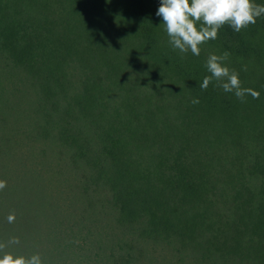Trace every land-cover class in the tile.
Instances as JSON below:
<instances>
[{
  "label": "trees",
  "instance_id": "obj_1",
  "mask_svg": "<svg viewBox=\"0 0 264 264\" xmlns=\"http://www.w3.org/2000/svg\"><path fill=\"white\" fill-rule=\"evenodd\" d=\"M18 4L12 13L0 0V162L8 172L0 169L7 181L0 242L20 240L5 251L39 254L43 264H106L69 233L83 217L111 212L96 201L106 187L115 214L141 220L133 236L147 251L159 252L154 245L164 242L185 264H264V16L238 33L226 25L194 56L169 44L156 16L160 0H59L58 29L24 22ZM225 51L226 66L259 99L246 95L241 102L216 81L200 89L210 75L208 56ZM74 57L84 75L74 102L93 118L96 142L74 141L73 157L82 163L72 165L84 179L65 177V204L38 160L51 157L30 136L38 134L32 123L22 122L16 136L3 127L15 126L9 111L21 114L29 102L46 100L51 106L42 110L53 117L60 94L69 96L75 68L66 76L65 66ZM12 213L15 222L8 223Z\"/></svg>",
  "mask_w": 264,
  "mask_h": 264
},
{
  "label": "rangeland",
  "instance_id": "obj_2",
  "mask_svg": "<svg viewBox=\"0 0 264 264\" xmlns=\"http://www.w3.org/2000/svg\"><path fill=\"white\" fill-rule=\"evenodd\" d=\"M7 1L11 6V9L8 8V11L12 13L14 12L13 9L16 6L15 3H19L16 9L24 10L25 14L23 16H19L14 13L13 15H17L16 17L24 20V22L30 21L36 24L40 23L47 27L50 26L53 29H58L60 27V24L55 19V15L61 16L64 14V11L58 4L59 0L51 2L49 0ZM43 2L49 3L46 7H40V4H43ZM87 61L88 62H85L84 65L91 67L93 60L88 58ZM78 62V58L74 57L65 66L66 76L68 69L70 71L75 68L73 75L71 76L73 84L68 88L69 96H62L60 94L58 106L56 107V113L53 117L46 116V108L47 106H51L50 103L45 102L46 100L29 102L28 104H21V114L20 111L17 112V110H15V112L13 110L9 111L10 114L8 115L12 119L11 123L13 121L15 126H13V124H8V126H6L5 123V127H3L4 131H6L8 135L16 136V128H18L22 122L30 121L32 123V129L38 133V136L34 135L33 132L30 136L35 141H39L40 139L41 142L38 145H42L43 148L49 152L51 157L47 159L40 155L38 160L45 172L51 174L54 189L57 195L61 198L62 202L65 204L68 202L66 201L67 199L64 197L63 193L65 177L71 175L74 176V178L72 177L73 179H84L82 178L83 175L80 176L79 174V166L72 165L73 160H75L76 164L82 163V159H75L73 157V153L76 151L73 143L74 141H81L89 145L92 141L96 142L95 139L91 137L95 126L93 118L86 115L76 105V102H74V98L83 94L84 88V85L78 81L79 77L84 76H79L82 75L83 72L81 65L78 64ZM85 70L88 74H90L88 69ZM60 89L61 88H58V91ZM69 105L71 106L69 107ZM42 107H46L44 111L42 110ZM59 116L61 118H59ZM66 134H69V136ZM84 135L90 138V140L87 141ZM0 169L1 173L5 175L8 173L5 167L4 169L1 167V162ZM87 171L85 173H87ZM95 184V182L91 184L94 190ZM97 186H100L101 188V183L97 184ZM76 194L79 195V191H76ZM96 201L99 207L101 205H103L102 208L108 207V211L111 212L108 213V215L97 216L95 214L97 209L96 204L93 206V211L95 212L94 215L97 219H94V217H89L88 219L83 217L77 221V229L74 226V229H69V233L72 239H77L76 242H84L92 248V251L97 249L101 254L100 258L103 262L107 264L105 261L106 259L107 261L114 262V264H161L160 262L162 260V262L165 261L167 264H185L181 259L167 249L164 242L154 245L159 252H150V250L147 251L144 247V239H137L133 236L140 235V230L143 227L141 220L134 219L129 221L127 218L124 219L123 217L121 218L115 214L112 204L116 201L111 197L108 188L104 187L98 191ZM98 220L100 225L97 224V226L92 227L93 222H98ZM133 222L136 223V225ZM100 227L102 230H97L100 229ZM72 232L75 233V237L74 235H71ZM150 243L153 244L152 242ZM76 252L77 257L80 259L82 256L79 254L78 246H76ZM45 264H56V262L50 263L49 261H46Z\"/></svg>",
  "mask_w": 264,
  "mask_h": 264
},
{
  "label": "clouds",
  "instance_id": "obj_3",
  "mask_svg": "<svg viewBox=\"0 0 264 264\" xmlns=\"http://www.w3.org/2000/svg\"><path fill=\"white\" fill-rule=\"evenodd\" d=\"M156 16L162 18L164 31L173 50L182 54L191 52L200 55L201 46L210 40H216L221 28L226 25L234 32L254 25L257 19L264 16V5L254 0H160ZM230 53L222 55L210 54L205 62V68L210 75L203 78L199 84L201 90H207L216 81V87L225 93H234L241 102L246 95L259 99L260 93L252 88L241 85L239 72L226 66ZM242 70L247 71L245 66ZM199 99H193L192 104H199ZM7 187V181L0 180V191ZM15 214H9L8 223L15 222ZM18 237L0 242V264H43L39 254L26 257L14 255L5 251L10 245H18Z\"/></svg>",
  "mask_w": 264,
  "mask_h": 264
}]
</instances>
